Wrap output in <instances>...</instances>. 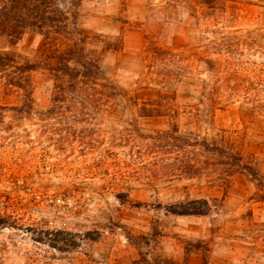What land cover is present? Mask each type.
I'll return each mask as SVG.
<instances>
[{
    "label": "rangeland",
    "instance_id": "1",
    "mask_svg": "<svg viewBox=\"0 0 264 264\" xmlns=\"http://www.w3.org/2000/svg\"><path fill=\"white\" fill-rule=\"evenodd\" d=\"M78 16L108 86L57 88L52 41L0 39L39 64L24 90L0 76V264H264L255 185L218 182L199 149L264 175V0H86Z\"/></svg>",
    "mask_w": 264,
    "mask_h": 264
},
{
    "label": "trees",
    "instance_id": "2",
    "mask_svg": "<svg viewBox=\"0 0 264 264\" xmlns=\"http://www.w3.org/2000/svg\"><path fill=\"white\" fill-rule=\"evenodd\" d=\"M86 0H0V39L8 45L16 44L26 30H32L44 35L56 47H51L46 55V69L55 76L57 88L65 86L75 89L97 88L108 86L99 83L102 68L100 59L87 52L84 31L78 26V9ZM61 43L66 45L62 46ZM38 63L29 59L0 51V76L6 84L26 89L28 73L35 71ZM57 92L63 93L64 90ZM203 149L215 164L218 182L228 184L235 175H243L255 185L254 199L264 202V175L259 168L246 161L245 158L223 146L206 140L199 149ZM195 167L200 163L195 161ZM206 211L201 207H193L181 214L203 215ZM141 260L149 263L146 252L140 249ZM154 264H160L153 261Z\"/></svg>",
    "mask_w": 264,
    "mask_h": 264
}]
</instances>
